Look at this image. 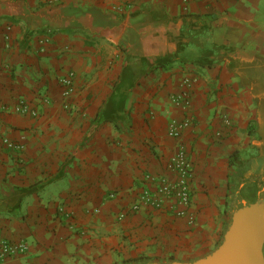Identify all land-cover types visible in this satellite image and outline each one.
<instances>
[{
	"label": "crops",
	"instance_id": "1",
	"mask_svg": "<svg viewBox=\"0 0 264 264\" xmlns=\"http://www.w3.org/2000/svg\"><path fill=\"white\" fill-rule=\"evenodd\" d=\"M187 78L197 222L152 209L120 220L148 176L172 175L169 126L189 113L171 97ZM19 100L38 116L17 113ZM263 102L264 0H0V247L28 245L6 264L204 257L234 156L263 143Z\"/></svg>",
	"mask_w": 264,
	"mask_h": 264
},
{
	"label": "built area",
	"instance_id": "2",
	"mask_svg": "<svg viewBox=\"0 0 264 264\" xmlns=\"http://www.w3.org/2000/svg\"><path fill=\"white\" fill-rule=\"evenodd\" d=\"M194 1H208V0H194ZM49 40H43L48 42ZM186 91L181 94H175L171 97V101L177 106L181 107L189 116L181 122H172L169 126L168 134L171 138L177 141L176 151L170 159V168L172 175L168 176H148L146 178V186L143 187L138 199L130 207V209L119 216L122 220L128 214L138 213L141 210L152 209L155 211H163L174 217L186 219L188 224L194 226L197 222V216L193 212V195L191 189V182L193 179V164L188 154L187 146L184 141V132L193 126V117L190 114L192 108V94L191 88L193 85L192 79H185ZM61 86L63 87V97L69 100L75 93L73 85V78L66 77L61 79ZM65 108L68 104L65 103ZM16 112L21 115L38 116V111L34 109L26 100H19ZM225 118L226 125L230 121ZM7 145L12 150L21 151L23 147L13 142H7ZM28 252L27 243L20 241L12 243L4 241L0 247V264L6 262L14 257L24 255Z\"/></svg>",
	"mask_w": 264,
	"mask_h": 264
},
{
	"label": "water",
	"instance_id": "3",
	"mask_svg": "<svg viewBox=\"0 0 264 264\" xmlns=\"http://www.w3.org/2000/svg\"><path fill=\"white\" fill-rule=\"evenodd\" d=\"M264 212L250 206L235 211L224 241L213 253L189 263L156 261L142 264H264Z\"/></svg>",
	"mask_w": 264,
	"mask_h": 264
},
{
	"label": "flooded vegetation",
	"instance_id": "4",
	"mask_svg": "<svg viewBox=\"0 0 264 264\" xmlns=\"http://www.w3.org/2000/svg\"><path fill=\"white\" fill-rule=\"evenodd\" d=\"M256 152L257 154L255 156H252L251 151H248L247 153L236 154L234 156L233 171L231 173V181L229 182L230 190L227 193L226 205L224 209L226 219L223 231L216 243L215 248L211 252L207 253L204 257L213 253L218 247L222 245L225 233L228 231V227L232 222L235 211L250 206H258L261 207L264 212V166L261 162V160L264 159V151L262 150V146H258V151ZM174 261L175 260H171L163 263H171ZM189 262L192 261L182 263ZM134 264L142 263L136 262Z\"/></svg>",
	"mask_w": 264,
	"mask_h": 264
},
{
	"label": "rangeland",
	"instance_id": "5",
	"mask_svg": "<svg viewBox=\"0 0 264 264\" xmlns=\"http://www.w3.org/2000/svg\"><path fill=\"white\" fill-rule=\"evenodd\" d=\"M256 109L261 113L262 116H264V102H263L262 104H260V105L257 104ZM262 132H263V135H264V127H263V129H262ZM248 133H249V131H248ZM250 141H251V140L248 138V139H247V142L250 143ZM243 144H244V143H243ZM246 145H247V144H246ZM261 146H262V150L264 151V140H263V143H262ZM261 146H260V147H261ZM261 162H262V165L264 166V159H262Z\"/></svg>",
	"mask_w": 264,
	"mask_h": 264
},
{
	"label": "trees",
	"instance_id": "6",
	"mask_svg": "<svg viewBox=\"0 0 264 264\" xmlns=\"http://www.w3.org/2000/svg\"><path fill=\"white\" fill-rule=\"evenodd\" d=\"M254 129H253V127L251 126L250 127V129H249V135H253V133H254ZM136 262H141V263H149V262H153L152 260H150V259H143V258H139L138 260H134L133 262H131L130 264H134V263H136Z\"/></svg>",
	"mask_w": 264,
	"mask_h": 264
}]
</instances>
